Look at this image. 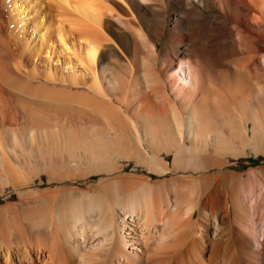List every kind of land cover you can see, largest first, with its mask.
I'll return each instance as SVG.
<instances>
[{
  "label": "bare ground",
  "instance_id": "6f19581e",
  "mask_svg": "<svg viewBox=\"0 0 264 264\" xmlns=\"http://www.w3.org/2000/svg\"><path fill=\"white\" fill-rule=\"evenodd\" d=\"M59 1L78 19L67 24L89 62L100 61V83L94 76L73 94L78 107L101 123L105 141L128 145L123 159L154 175L187 174L135 189L101 181L94 192L38 191L48 211L27 226L0 219V264H264V166L228 168L245 149L257 155L264 148V0ZM14 14L22 23L23 12ZM105 34L127 56L124 65L101 51L111 47ZM9 36L0 26L1 101L15 115L29 96L53 101L70 94L25 83L21 52L10 50ZM106 56L111 66L103 65ZM210 92L220 94L223 107L239 102L250 109L230 121L228 142L206 117ZM153 99L158 110L149 105ZM91 163L95 172L101 167Z\"/></svg>",
  "mask_w": 264,
  "mask_h": 264
},
{
  "label": "rangeland",
  "instance_id": "374dc122",
  "mask_svg": "<svg viewBox=\"0 0 264 264\" xmlns=\"http://www.w3.org/2000/svg\"><path fill=\"white\" fill-rule=\"evenodd\" d=\"M60 3L58 0L56 3L53 0H0L1 32L5 37L10 35V50L15 54L21 52V71L27 76L21 74V79L26 81L24 79L27 78L25 83L28 85L56 86L70 91L69 95H63L53 101L41 96H37L36 100L29 96L25 99L29 103L26 109L22 113L16 112L17 115L9 103L4 101V104L1 101V98L5 99V95L0 93V111L3 108L6 121L4 126L0 125V219L4 225L12 223L11 217H15L17 223L27 226L28 218L48 211L38 197V191L56 188L64 190L66 194L82 189L94 192L99 190L97 184L101 181L106 184L117 181L116 183L121 182L128 187L130 185V189H135L141 182L181 179L187 174L184 170H178L167 175H154L145 167H138L123 159L122 153L128 145H125V142L105 141V132L99 129L101 123L90 122L87 112L78 107L77 98L73 94L78 89L86 90V87L92 84L94 76L100 83V61L97 56L94 63L89 62L85 56L84 42L79 34L72 30L70 24H67L69 21L74 23V13H68L70 10L62 4L61 7ZM16 9L23 12L22 23L16 19ZM12 30L15 31L11 32ZM106 38L111 47L103 49V46L101 51L106 55L109 52L111 60L124 65L127 56L121 53L110 37ZM206 46L212 55L217 51L211 44ZM106 57L104 66L110 62V58ZM232 78L234 79L235 75ZM210 93L207 97L209 114L206 113V117L211 121V129L219 132L216 136L228 142L230 121L241 111L246 113L250 109L239 102L237 105L223 107L225 102L220 94L217 93L216 97L213 92ZM149 105L157 109L159 101L153 99ZM132 107H135V104ZM204 110L201 105V113L205 114ZM163 113L167 118L168 113ZM93 125L97 129H93ZM1 130L6 133L4 138ZM14 136L19 138V143L15 144ZM244 152L245 155L237 161L228 160V164L232 163L228 166L229 169L245 173L252 168L264 166L262 146L259 148L260 155H255L249 148ZM114 153L121 155L114 157ZM162 158L169 163L172 160L171 157ZM89 163H97L101 167L95 172L94 168L88 167ZM47 177L61 181L48 184ZM0 223L2 225L1 220ZM7 225L6 228L9 227Z\"/></svg>",
  "mask_w": 264,
  "mask_h": 264
}]
</instances>
